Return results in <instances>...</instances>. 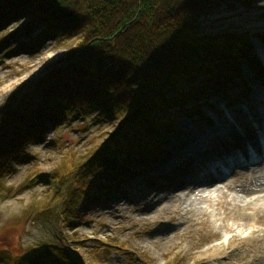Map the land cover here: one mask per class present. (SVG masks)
I'll list each match as a JSON object with an SVG mask.
<instances>
[{"label": "rangeland", "instance_id": "374dc122", "mask_svg": "<svg viewBox=\"0 0 264 264\" xmlns=\"http://www.w3.org/2000/svg\"><path fill=\"white\" fill-rule=\"evenodd\" d=\"M226 1H220L219 6L199 17L200 34L216 40L244 37L251 44L252 55L263 76L257 75L254 64L244 61L231 66L226 60L225 65L198 74L191 84L167 94L188 97L187 103L170 107L162 117L176 121L174 137L156 145L153 157L143 160L146 165L134 163L133 170L123 176L119 174L115 182L108 176L110 170L106 167L85 174L80 171L91 154L117 134L114 122L100 120L94 112L82 120L48 129L38 144H27L29 158L15 164L14 170L4 172L1 179L0 264L20 261L28 264L29 255L36 253L35 247L44 244L60 252L67 264H204L210 260L207 248L226 244L231 236L248 235V231L236 226L227 232L221 230L214 207L199 202L196 197L184 204H173L169 212L157 208L152 213L146 212L147 203L141 200L145 190L154 189L151 192L160 194L158 197L172 195L170 188L166 190L162 185L157 188L159 181L151 178L150 172L165 144L176 139L175 133L180 127L208 125L217 117L229 114L237 120L240 109L249 103V90L255 89L260 95L264 92V67L254 53L257 45L264 50V0H248L247 4L240 3L230 9ZM25 28L26 21L21 19L8 22L0 30V39L8 40L0 52V108L18 92L26 93V88L66 52L63 44L55 41L25 52L21 47H27L39 32L37 29L27 32ZM213 75L219 77L216 79ZM225 78L231 82L222 86L215 83L216 80L224 82ZM260 100L264 102L263 96ZM193 113L197 115L190 117ZM121 148L124 147L118 146L117 150ZM261 164L264 166L263 160H258L233 171L252 170ZM196 185H189L191 192L198 193L193 188ZM90 188H109L106 190L109 194L103 198L98 194L81 202L84 190ZM134 190L143 192L135 191L133 195ZM118 195H122L120 201L124 206L118 207L112 202ZM127 195H132L130 200L121 199ZM65 208L69 209L64 213ZM61 215L66 217V224L61 221ZM162 235L164 239H160ZM245 246L250 250L255 247L252 241ZM242 248L234 250L243 253L245 247ZM250 255L232 264H245Z\"/></svg>", "mask_w": 264, "mask_h": 264}, {"label": "trees", "instance_id": "16d2710c", "mask_svg": "<svg viewBox=\"0 0 264 264\" xmlns=\"http://www.w3.org/2000/svg\"><path fill=\"white\" fill-rule=\"evenodd\" d=\"M220 1L226 0H0V30L23 19L27 32L39 31L21 47L25 52L48 41L66 49L26 93L18 92L0 108V184L4 172L29 158L27 144H38L48 129L92 112L114 122L117 134L92 153L80 171L106 167L115 182L119 174L133 170L134 163L144 166L156 145L173 133L174 121L162 117L188 97L167 94L226 60L231 66L255 64L260 73L245 38L216 40L200 34L199 17ZM247 1L227 0V8ZM7 42L0 39V52ZM228 82L215 81L219 86ZM107 192L84 190L81 202ZM73 201L74 194L71 205ZM60 218L66 224V217ZM35 248L28 264H67L49 245Z\"/></svg>", "mask_w": 264, "mask_h": 264}, {"label": "bare ground", "instance_id": "6f19581e", "mask_svg": "<svg viewBox=\"0 0 264 264\" xmlns=\"http://www.w3.org/2000/svg\"><path fill=\"white\" fill-rule=\"evenodd\" d=\"M255 54L264 66V50L260 45L255 46ZM249 92V103L245 102L240 109L237 120L229 114L217 117L208 125L180 127L175 133L176 139L165 144L150 172V177L159 181L157 188H161L158 185L166 190L170 188L172 195L158 197L160 194H153L152 189L150 192L145 190L141 198L147 203L146 212L152 213L157 208L169 212L173 204H184L196 197L199 202L214 207L224 232L232 226L248 231L246 237L231 236L226 244L207 248L210 260L204 264H232L244 260L248 253L251 255L245 264H264V166L233 171L245 167L254 155H264V102L260 100L262 96L264 98V92L261 95L255 89ZM194 184H197L193 188L198 193L191 192L189 185ZM135 191L143 192L134 190L133 195ZM120 196L112 201L118 207L124 206ZM131 197L127 195L121 199L128 201ZM250 241L255 246L251 250L245 246ZM242 246L245 247L243 253L235 252V247Z\"/></svg>", "mask_w": 264, "mask_h": 264}]
</instances>
